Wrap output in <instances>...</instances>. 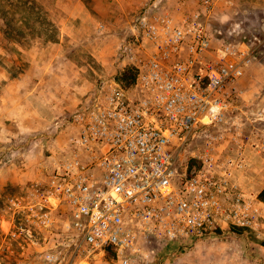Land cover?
Returning <instances> with one entry per match:
<instances>
[{
	"label": "built area",
	"instance_id": "1",
	"mask_svg": "<svg viewBox=\"0 0 264 264\" xmlns=\"http://www.w3.org/2000/svg\"><path fill=\"white\" fill-rule=\"evenodd\" d=\"M197 1L178 16L169 0L137 12L120 49L134 79L101 80L69 122V158L6 196L0 264H86L109 251L113 264H168L240 230L263 234L264 201L244 176L264 154V104L242 86L263 42L215 43L219 0ZM63 207L62 243L30 239L51 235Z\"/></svg>",
	"mask_w": 264,
	"mask_h": 264
},
{
	"label": "crops",
	"instance_id": "2",
	"mask_svg": "<svg viewBox=\"0 0 264 264\" xmlns=\"http://www.w3.org/2000/svg\"><path fill=\"white\" fill-rule=\"evenodd\" d=\"M147 1L0 0V60L4 59L0 63V84L2 83L0 86V148L2 149L0 150V158L7 161L6 166L0 167V176L5 168L7 174L12 168L13 163H9V160L14 159L16 143H20V141L28 143L32 140L36 141L40 147L44 136L41 134L31 136V132L45 128L48 120L42 114L41 103L38 102L46 105L54 98L51 104L55 103L58 106L57 103L63 101L62 88L56 82L54 87H50V81L47 80L51 78L61 80L66 77L60 64L73 62V58L64 55V47L83 42V37L86 38L85 34H81L84 24H89L91 28L92 26L94 28L97 16L102 22L99 24L101 30L105 27L103 21L107 13L116 14L119 18L128 16L132 11L138 12ZM174 2L170 6L169 3L165 5L174 15H181L188 8L199 6L197 0H175ZM216 10L218 18L223 23L231 21L234 36L240 29L242 32L245 31L243 25L245 19L252 23V27L261 29L262 35H255V37L263 42L259 46L262 49L264 45V18L259 17L260 20L256 21L258 15L264 16V0H219ZM36 16L39 22L37 28L30 23L31 17L35 18ZM107 21L112 22L108 19ZM52 29L55 32L53 38L50 37ZM27 30L29 32L26 34L29 37L32 36L31 32L37 30L36 39L11 37L17 31L25 33ZM69 39L70 41H68ZM32 40L33 42H31ZM77 57L74 56L75 59ZM83 60L90 63L93 62L94 58L87 56ZM261 62L264 63V60L258 59L256 63L261 64ZM256 63L253 61L245 79L253 78L251 70ZM81 77L87 79V76L80 71L78 78ZM244 83L243 80L242 84L244 85ZM47 84H49L48 87ZM44 87L45 89H43ZM78 88L79 84L77 85ZM254 93V90H249L245 97L251 98ZM78 101L79 97L76 102ZM32 122L34 123L33 126H31ZM3 149L6 151L4 152ZM40 152L41 149H38L39 156H41ZM22 154L30 158L29 151L22 152ZM252 164L254 165L253 159ZM44 166L43 163L42 168ZM28 167V164L25 163L24 169ZM39 170L43 172L41 166ZM250 181H253V178ZM3 187L0 186V191ZM10 188L12 187L10 186ZM214 249L213 247L202 246L196 252L184 255V261L179 264H264V250L263 260L255 261L252 247L231 248L230 250L226 246L220 245Z\"/></svg>",
	"mask_w": 264,
	"mask_h": 264
},
{
	"label": "rangeland",
	"instance_id": "3",
	"mask_svg": "<svg viewBox=\"0 0 264 264\" xmlns=\"http://www.w3.org/2000/svg\"><path fill=\"white\" fill-rule=\"evenodd\" d=\"M174 1L175 0H169V6L170 4L175 3ZM197 10H199V6L188 8L185 12ZM103 11L106 12V10ZM136 14L137 12L132 11L128 16L119 18L116 14L107 13L105 20L103 21L105 27L101 30L99 29V24L102 22L99 16H97L96 19L98 23L95 22L96 26L94 28L93 26L91 28L89 24H84L83 32H81V34H85L86 38L83 37V42L77 45H68L64 47V55H69V57L73 58V62H63L60 64L66 77L61 80H55V78L47 80L48 82L50 81V87H54L56 82L58 86L62 88L63 101L57 103L58 106L55 105V103L51 104V102L54 101V98H52V100L46 105H43L42 102H38L41 103L40 107L42 109V114L47 118L48 122L47 126L42 130L32 131L31 136L41 134L44 136L42 139L43 141L41 142L40 147L36 141L32 140L28 143L26 141H20V143L15 144L14 159L9 160V163H13L12 168L9 170L8 174L5 172L6 168L3 170L4 172L2 171L3 174L0 176V186H11L12 194L21 196L24 192V187L34 186L39 182H42L57 162L69 158L70 153L73 150L72 139L76 136V128L69 122L72 121L75 112L81 105L85 104L101 80L115 76H123L128 71L127 69H123L120 58V49L125 38L129 34L130 25L133 23ZM259 17L261 19L264 18L263 15H258L256 22L260 20ZM107 19L112 22H108ZM37 20V16L35 18L31 17L30 20V23L33 27L35 26V28L38 27L39 22ZM243 25L245 28L243 36L246 38L243 36L237 37L231 35L233 30L231 21L223 23L221 19L218 18L216 10L211 17L209 28L211 35L214 37L215 43L231 41L240 42L244 40L248 42L251 41L255 35H262L263 31L252 27V23L246 19L245 24ZM53 30L54 29L51 30V38L55 36ZM27 32L29 31L27 30L25 33L17 31L12 34L11 37L17 39L29 37ZM37 33L38 31L34 30V32H31L32 36L29 38L36 39ZM81 34L79 35L82 36ZM68 41H70V39ZM31 42H33V40ZM7 48L9 49V47ZM30 48L32 47L30 46ZM74 56H78L77 59H75ZM87 56H92V58H94L93 62L87 63L84 61L83 59ZM258 59L264 60V45L262 49L256 53L254 63H256ZM3 60L4 59L0 60V63ZM80 71L87 76V79L82 77L78 78V72ZM251 74L253 75V78L248 77V79H244L245 83L244 85L242 84V86L246 90H254L256 97L259 98L258 103L264 104V63L261 62V64H254ZM78 84L80 89H77ZM1 85L2 83L0 86ZM48 85L49 84L46 86L48 87ZM43 89H45V87ZM78 97L79 101L76 102ZM243 99L245 100V98ZM242 102L244 101H240L239 104ZM55 106H57V108H55ZM33 125L34 123L32 122L31 126ZM244 129L247 130V126L244 125ZM31 138L33 139V137ZM38 149H41V156L38 155ZM0 150L2 149L0 148ZM3 150L4 152L6 151V149ZM25 151L30 152V158L22 154V152ZM2 161L3 163H1ZM6 162L7 161L4 160V158H0V167L6 166ZM25 163L29 166L26 169H24ZM43 163L45 166L42 168ZM253 163L254 165L252 164L251 171H248L249 173L245 174L244 181H248L252 185L253 190L260 194L259 198L264 201V154H257L255 152ZM40 166L41 169H43V172L39 170ZM251 178H253V181H250ZM3 209L4 204H0L1 214L4 211ZM67 215L64 207L57 210L55 216L59 219V224L57 225L58 228H54L51 235L46 234L45 232L39 234V231L32 230L33 236H31L30 239H37L41 242L46 241L52 245L54 243H62L66 232L64 223L67 219ZM55 234L56 236H53ZM50 236L52 237L50 238ZM45 238H47V240H45ZM220 245H224L230 250L231 248L252 247L254 260L261 261L263 260L264 232L262 235H259L254 232L240 230L237 231L234 236L228 235L218 240L204 242L198 247V249L202 246H206L209 248L213 247V250H215L214 248H218ZM60 248L64 250L67 248V245L62 244ZM223 250L225 251V248H223ZM113 256L114 255L111 251L106 254H93L89 258H85V262H87L86 264H113ZM183 261L184 256H179L171 259L168 264H179ZM185 261L187 260L185 259Z\"/></svg>",
	"mask_w": 264,
	"mask_h": 264
},
{
	"label": "flooded vegetation",
	"instance_id": "4",
	"mask_svg": "<svg viewBox=\"0 0 264 264\" xmlns=\"http://www.w3.org/2000/svg\"><path fill=\"white\" fill-rule=\"evenodd\" d=\"M10 193H12V189L10 188V186H4L3 189L0 191V204H4V209L6 208L5 198Z\"/></svg>",
	"mask_w": 264,
	"mask_h": 264
},
{
	"label": "trees",
	"instance_id": "5",
	"mask_svg": "<svg viewBox=\"0 0 264 264\" xmlns=\"http://www.w3.org/2000/svg\"><path fill=\"white\" fill-rule=\"evenodd\" d=\"M253 46H255V44H253ZM259 50H260V48H259ZM259 50H257L256 51V53H258L259 52ZM134 72L133 71H131V70H128L127 72H126V74H124L122 77H120L124 82H126V83H130L133 79H134Z\"/></svg>",
	"mask_w": 264,
	"mask_h": 264
}]
</instances>
